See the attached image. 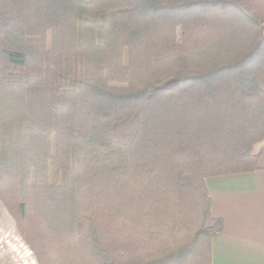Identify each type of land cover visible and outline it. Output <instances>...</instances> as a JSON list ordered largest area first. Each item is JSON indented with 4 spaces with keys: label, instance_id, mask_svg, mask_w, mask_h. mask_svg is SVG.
<instances>
[{
    "label": "trees",
    "instance_id": "1",
    "mask_svg": "<svg viewBox=\"0 0 264 264\" xmlns=\"http://www.w3.org/2000/svg\"><path fill=\"white\" fill-rule=\"evenodd\" d=\"M263 139L264 0H0V203L37 264H213L205 179Z\"/></svg>",
    "mask_w": 264,
    "mask_h": 264
},
{
    "label": "crops",
    "instance_id": "2",
    "mask_svg": "<svg viewBox=\"0 0 264 264\" xmlns=\"http://www.w3.org/2000/svg\"><path fill=\"white\" fill-rule=\"evenodd\" d=\"M257 148L259 170L205 179L211 214L222 222L211 242L213 264H264V139ZM22 244L0 203V264H24Z\"/></svg>",
    "mask_w": 264,
    "mask_h": 264
},
{
    "label": "rangeland",
    "instance_id": "3",
    "mask_svg": "<svg viewBox=\"0 0 264 264\" xmlns=\"http://www.w3.org/2000/svg\"><path fill=\"white\" fill-rule=\"evenodd\" d=\"M232 175V174H231ZM16 229V228H15ZM17 231V230H16ZM18 233V232H17ZM18 237L20 238L21 241L22 238L20 237V235L18 234ZM21 244V243H20ZM18 246V245H17ZM20 249V254L22 256L25 257V262L24 264H37L35 257L33 255V253L29 250V248L25 245V243L23 242L22 247H19Z\"/></svg>",
    "mask_w": 264,
    "mask_h": 264
}]
</instances>
